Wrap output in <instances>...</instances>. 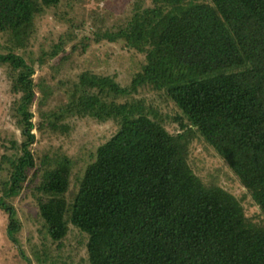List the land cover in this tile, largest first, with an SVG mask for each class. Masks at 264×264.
Masks as SVG:
<instances>
[{
	"label": "trees",
	"instance_id": "16d2710c",
	"mask_svg": "<svg viewBox=\"0 0 264 264\" xmlns=\"http://www.w3.org/2000/svg\"><path fill=\"white\" fill-rule=\"evenodd\" d=\"M62 2L0 0V35L11 44L9 53H0V66L9 71L16 97L11 114L23 139L12 140V154L2 157L0 171L9 167L0 182L4 197H19L40 178L38 190L50 197L41 202L40 216L53 239L67 238L73 225L88 237L90 264H264V224L247 217L231 193L207 186L189 161L200 135L264 214V0L135 5L116 30L97 26L92 41L123 43L144 55L140 72L127 86L116 76L83 72L67 104L36 125L37 70L16 50L31 44L39 18ZM61 51L64 43L51 58ZM142 89L162 94L179 109V133L135 98ZM74 119L111 121L118 129L98 148L72 193L74 160L62 155L38 164L33 147L36 130L49 125L58 131ZM3 207L12 219L9 230L18 231L15 208ZM52 225H61L62 234L55 235Z\"/></svg>",
	"mask_w": 264,
	"mask_h": 264
},
{
	"label": "rangeland",
	"instance_id": "374dc122",
	"mask_svg": "<svg viewBox=\"0 0 264 264\" xmlns=\"http://www.w3.org/2000/svg\"><path fill=\"white\" fill-rule=\"evenodd\" d=\"M204 1V0H203ZM151 6L152 0H63L56 10H50L38 20V34L31 44L16 50L30 64L34 63L38 102L33 110L34 123H45L44 115L58 112L70 99V92L79 75L91 71L100 75L116 76L122 86H127L140 72L144 55L127 49L123 43L93 42L97 26L103 32L114 31L131 17L134 6ZM70 13V14H69ZM64 43V51L51 58L55 47ZM86 49L84 50V46ZM9 37L0 35V53L10 52ZM43 57V64H39ZM153 108L163 119L171 133L180 132L176 120L179 109L162 94L142 89L135 97ZM16 97L11 93V79L6 67L0 66V164L2 157L12 154L10 142L22 141L21 130L12 117ZM43 101V104H40ZM43 114V116H42ZM62 127H67L65 130ZM58 131L46 125L43 132L35 131L37 144L33 147L38 164L41 159L68 156L75 162L72 193L77 191L79 176L85 171L98 148L117 131L114 122L100 123L93 119H74L59 124ZM190 165L194 173L207 185L218 186L243 205L247 217L264 224V214L226 162L200 137L194 138L190 148ZM0 171V182L8 178V166ZM41 177V176H40ZM40 178L25 185L17 198H5L0 183V264H90L87 241L77 228L70 225V232L62 241H55L50 224L40 216L42 203L50 197L40 192ZM51 193L52 189H47ZM71 193V197L72 194ZM4 204L16 210L18 231L11 233L12 222ZM55 235L62 234L61 225H52ZM17 239L18 243L15 242Z\"/></svg>",
	"mask_w": 264,
	"mask_h": 264
}]
</instances>
